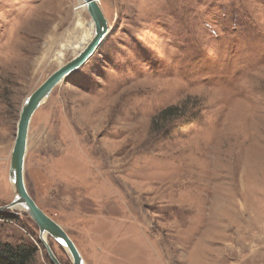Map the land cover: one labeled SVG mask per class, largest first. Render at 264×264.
Segmentation results:
<instances>
[{
	"label": "rangeland",
	"instance_id": "374dc122",
	"mask_svg": "<svg viewBox=\"0 0 264 264\" xmlns=\"http://www.w3.org/2000/svg\"><path fill=\"white\" fill-rule=\"evenodd\" d=\"M97 1L109 31L33 115L28 192L85 264H264V0H208L179 34L175 0ZM79 12L87 32L82 0H0V206L22 106L75 56ZM0 215V243L55 264L25 209Z\"/></svg>",
	"mask_w": 264,
	"mask_h": 264
},
{
	"label": "water",
	"instance_id": "95a60500",
	"mask_svg": "<svg viewBox=\"0 0 264 264\" xmlns=\"http://www.w3.org/2000/svg\"><path fill=\"white\" fill-rule=\"evenodd\" d=\"M84 2L86 3L87 10L95 23V36L77 55L54 70L44 82L31 93L22 106L18 120L16 138L11 152V165L9 169V176L15 178L17 195L7 205L0 206V211L11 209L16 205L25 206L26 211L37 224L40 240L55 264L62 263L57 258L48 239L43 237L44 233L47 234V237H53L60 245L67 248L73 259L72 264H84V260L78 247L69 234L37 204L28 192L24 177V165L28 148L30 124L33 115L42 103H44L51 95L52 91L58 84L67 80L70 74L88 62L97 49L102 45L105 36L109 31L108 21L98 1L84 0Z\"/></svg>",
	"mask_w": 264,
	"mask_h": 264
},
{
	"label": "snow or ice",
	"instance_id": "6c2138e0",
	"mask_svg": "<svg viewBox=\"0 0 264 264\" xmlns=\"http://www.w3.org/2000/svg\"><path fill=\"white\" fill-rule=\"evenodd\" d=\"M157 2L163 5L167 0H157ZM175 3L180 7L171 13L170 18H165V25L169 30L179 34L189 28L192 20L198 15V7L208 4V0H175Z\"/></svg>",
	"mask_w": 264,
	"mask_h": 264
},
{
	"label": "trees",
	"instance_id": "16d2710c",
	"mask_svg": "<svg viewBox=\"0 0 264 264\" xmlns=\"http://www.w3.org/2000/svg\"><path fill=\"white\" fill-rule=\"evenodd\" d=\"M175 108V109H174ZM176 107H168L162 111L160 114L164 116H174L176 113ZM4 215H0L3 217ZM36 249L29 246L15 247L11 244L0 243V264H30Z\"/></svg>",
	"mask_w": 264,
	"mask_h": 264
},
{
	"label": "bare ground",
	"instance_id": "6f19581e",
	"mask_svg": "<svg viewBox=\"0 0 264 264\" xmlns=\"http://www.w3.org/2000/svg\"><path fill=\"white\" fill-rule=\"evenodd\" d=\"M84 2V0H82ZM85 3V2H84ZM86 4V3H85ZM100 5V4H99ZM78 15V20H77V26L75 29H73L72 31V34H71V40L72 41H75L74 42V45L73 46H70V47H75L76 44H79L78 48H76V53L74 55H77L83 48H85L88 43L94 38L95 36V23H94V26H92L91 29H87L86 28V31L85 32V21L84 19L82 18L80 12L77 14ZM92 18V17H91ZM93 20V19H92ZM94 22V20H93ZM93 31V33L91 32ZM79 32H82V34H79ZM92 33V34H91ZM107 35V34H106ZM89 39V41L87 42V40ZM69 46V44H68ZM74 57V56H73ZM63 65V64H62ZM25 103V102H24ZM10 165H11V160H10ZM10 169V168H9ZM10 177V176H9ZM10 182L12 183L13 185V188L15 190V196L17 195V192H16V188H15V178L14 177H10ZM13 208H19V209H25V206H22V205H16L15 207ZM43 237L47 239V234L44 233L43 234ZM65 250L69 253V251L67 250V248H65ZM69 255L71 256V254L69 253ZM72 257V256H71ZM84 260V259H83ZM85 264V263H84Z\"/></svg>",
	"mask_w": 264,
	"mask_h": 264
}]
</instances>
